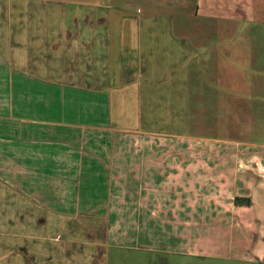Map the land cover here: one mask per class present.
Returning a JSON list of instances; mask_svg holds the SVG:
<instances>
[{
    "label": "crops",
    "instance_id": "1",
    "mask_svg": "<svg viewBox=\"0 0 264 264\" xmlns=\"http://www.w3.org/2000/svg\"><path fill=\"white\" fill-rule=\"evenodd\" d=\"M228 1L0 0V264L264 262V78L207 84L185 23Z\"/></svg>",
    "mask_w": 264,
    "mask_h": 264
},
{
    "label": "rangeland",
    "instance_id": "2",
    "mask_svg": "<svg viewBox=\"0 0 264 264\" xmlns=\"http://www.w3.org/2000/svg\"><path fill=\"white\" fill-rule=\"evenodd\" d=\"M230 2L231 0L228 1V3ZM238 3L240 4V15L242 16V10H244V15L246 17L253 16L256 23H252V19L250 18H241L239 21L231 24L225 19L206 18L200 12H198L196 18H187L185 20L187 26L191 27L190 32L193 36L199 34L206 35L209 40V46L217 48V54L211 53L208 57L210 61H212V56L214 60L215 55L220 58L217 64L211 65V70H217L220 76L214 78L213 75L204 74L203 78L207 84L217 83L221 87L231 86V82L233 81L235 83H244L243 85L247 86L250 82H255L254 75L249 72V68L251 67L262 72V75H257V79L260 77L264 78V65L256 62L257 57H264V0H239ZM253 7L255 8V12H253ZM177 17L179 18V16ZM245 20L250 23L244 24ZM253 34L257 37L256 40L253 43H246V38ZM237 35H239V39L235 41L234 37ZM232 39H234V42H231ZM242 92L241 94L244 98L248 92L247 90H243ZM7 105V98L1 97L0 111L9 107ZM2 114L0 113V115ZM207 125L210 128L215 127V124L209 123ZM193 126L196 129L204 127L199 122H194ZM228 126L230 127V124ZM229 254L233 258L229 257ZM121 255V264H264L262 261H256L247 257L235 259L232 251L229 252L228 250L224 252V259L187 258L176 254H156L146 251H127L122 252Z\"/></svg>",
    "mask_w": 264,
    "mask_h": 264
}]
</instances>
